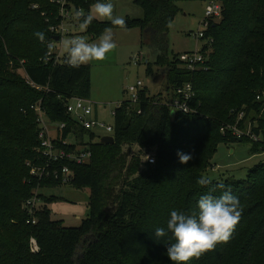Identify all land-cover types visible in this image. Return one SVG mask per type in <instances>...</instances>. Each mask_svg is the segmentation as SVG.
I'll list each match as a JSON object with an SVG mask.
<instances>
[{
  "label": "trees",
  "instance_id": "1",
  "mask_svg": "<svg viewBox=\"0 0 264 264\" xmlns=\"http://www.w3.org/2000/svg\"><path fill=\"white\" fill-rule=\"evenodd\" d=\"M133 1L143 16L126 19L124 28H139L142 44L158 51L146 72L159 70L166 86L157 94L143 86L137 102L116 106L114 143L104 144L93 131L74 126L66 110L74 97L89 100V66L73 68L66 56L57 62L42 59L47 42L54 41L51 26L61 21L60 5L0 0V264H173L166 255L168 237L157 238L154 231H167L173 210L197 211L199 198L210 188H216L215 196L231 189L242 216L229 243L188 264H264V162L244 178L212 180L208 187L197 183L214 167L219 145L238 139L234 125L244 130L251 123L258 129L259 141H241L251 143L252 154L264 152V0H201L219 4L221 16L208 19L203 29L204 62L195 70L179 67L178 57L167 52L166 32L178 12L177 0ZM96 2L71 0L85 15ZM108 28L120 27L94 19L86 33L96 38ZM36 32L45 34V43ZM20 68L25 76L17 72ZM184 82L193 85L195 112L172 113L166 103ZM39 101L48 120L66 123L62 137L73 130L79 139H90L88 161L68 163L69 185L90 190L89 214L77 227L54 220L46 206L35 205L32 212L25 207L29 200H51L40 190L61 185L29 173L27 163L36 159L39 145L31 106ZM241 111L244 118L238 121ZM178 151L193 159L181 164ZM149 153L154 164L145 159ZM32 237L36 251L30 247Z\"/></svg>",
  "mask_w": 264,
  "mask_h": 264
},
{
  "label": "rangeland",
  "instance_id": "2",
  "mask_svg": "<svg viewBox=\"0 0 264 264\" xmlns=\"http://www.w3.org/2000/svg\"><path fill=\"white\" fill-rule=\"evenodd\" d=\"M101 3H112L114 5V16H122L126 19L142 18L143 11L133 0H103ZM95 4V3H93ZM91 4L88 13L91 10ZM178 12L168 25L166 32V48L170 57H177L182 53L198 52L204 41L196 37V33L205 28L203 18L209 3L201 0H177ZM82 12H84L82 10ZM73 13V12H71ZM72 16V14H71ZM73 17V16H72ZM76 22L78 20L74 17ZM99 20V19H97ZM108 21V20H99ZM71 28L72 36H83L90 43H98L101 35L91 38L86 31L81 32L79 27L66 21ZM116 48L109 52L102 61H91L87 64L90 68L91 101L97 110V119L106 124L114 123L113 111L123 100L129 99L126 87L140 80L144 87L150 89L154 94L165 90V80L159 75L161 72H146L147 64L153 62L157 50H153L152 44H142L141 31L139 28H115L111 29ZM71 35L64 39L73 38ZM62 56L65 54L61 50ZM176 64L184 67L178 60ZM154 71L157 69L153 66ZM17 72L25 76L22 68ZM158 75V76H156ZM97 139L111 133L103 129L93 130ZM253 141L250 137H244ZM89 140V136L82 138ZM69 140L74 142V137ZM236 139L229 143L220 144L212 163L214 167L209 170L206 177L211 180L223 181L228 177L244 178L248 171L259 163L264 162V152L252 154L251 143ZM76 141V140H75ZM254 142V141H253ZM78 146V145H77ZM40 193L47 201L37 200L36 205L46 206L54 220H60L67 227H77L89 214L88 201L90 190L86 187H75L71 185H58L45 187Z\"/></svg>",
  "mask_w": 264,
  "mask_h": 264
},
{
  "label": "built area",
  "instance_id": "3",
  "mask_svg": "<svg viewBox=\"0 0 264 264\" xmlns=\"http://www.w3.org/2000/svg\"><path fill=\"white\" fill-rule=\"evenodd\" d=\"M60 5V18L61 21L51 26V31L55 33V37L58 39L53 41L56 45L55 49L49 53L48 58L54 61H60L62 59L61 49L59 47V42L64 39L66 36H72L71 28L67 25L66 21L73 23L75 27H78L79 22L77 23L74 19L75 13L77 11H82V8L79 7L75 11L73 3L71 0H51ZM70 4V8H67V5ZM73 12V13H71ZM72 14V16H71ZM221 16V7L219 4L210 2L207 5L205 10V17L203 22L205 27L208 26V19L220 18ZM197 38L204 36L203 30L198 31L196 34ZM74 37V36H72ZM54 56V57H53ZM178 62L184 65L185 68L190 70L197 69L204 62V55L200 52L192 53H182L178 56ZM33 84V83H32ZM34 85V84H33ZM37 89H40L39 86L35 85ZM143 88V84L138 80L135 84H130L126 87V91L129 94V99L132 102H137L139 97V90ZM172 96L168 103V107L172 110V113L181 112V113H191L195 112L194 107L191 105V101L195 95L194 88L191 82H184L178 86L173 92ZM264 97V93H263ZM31 108L37 114L38 122V140L39 145L37 148V157L31 163H27L29 168V173L32 177L37 180L51 179L57 181L61 185H69L72 180V172L68 163L83 164L91 156L90 150H88V141L79 139L75 132L72 130L67 137H62V131L66 127L65 122H51L48 120L42 106L41 102H37L32 105ZM67 113L74 121V126L77 128H82L84 130L93 131L96 128L103 129L106 132H109L112 135L113 127L112 124H106L94 116V105L91 101L85 98L74 97L69 100L67 107ZM114 114V112H113ZM244 118V112L241 111L237 115V120L242 121ZM233 133L237 138L250 137L253 141H259V136H256L254 133V127L251 123H248L244 130L240 129L237 125L232 126ZM113 136V135H112ZM70 137H74V142L69 140ZM76 140V141H75ZM78 145V146H77ZM145 159L150 163H155V156L152 153L146 155ZM37 200L27 201L26 208L28 206L29 210L32 212L36 205ZM33 223L35 219L31 220ZM30 247L32 251L38 250L37 242L32 237L30 239Z\"/></svg>",
  "mask_w": 264,
  "mask_h": 264
},
{
  "label": "clouds",
  "instance_id": "4",
  "mask_svg": "<svg viewBox=\"0 0 264 264\" xmlns=\"http://www.w3.org/2000/svg\"><path fill=\"white\" fill-rule=\"evenodd\" d=\"M114 5L110 2H96L91 6L87 15L77 11L75 17L79 22L78 27L84 32L92 24L94 19L108 20L113 26L126 27V21L122 16H114ZM41 43L46 38L43 32H36ZM56 45L48 41L44 59ZM59 47L66 56L65 63L73 68L87 65L91 61H102L107 54L116 48L111 28L105 30L98 43H90L83 36H76L71 39H62ZM179 162L187 164L193 157L182 151L177 152ZM197 183L208 187L213 182L208 177H200ZM223 189V185H217ZM216 188H210L209 193L202 195L197 202V211L186 214L173 210L170 219L167 221V231L158 227L154 233L157 238L168 237L166 255L173 264H188L192 259H199L207 252L214 251L218 244H227L238 225L242 208L239 198L233 195L231 189L222 191V194L215 196L212 193ZM169 233L171 234L169 236ZM174 241V242H173Z\"/></svg>",
  "mask_w": 264,
  "mask_h": 264
},
{
  "label": "water",
  "instance_id": "5",
  "mask_svg": "<svg viewBox=\"0 0 264 264\" xmlns=\"http://www.w3.org/2000/svg\"><path fill=\"white\" fill-rule=\"evenodd\" d=\"M55 40L58 39V37H54ZM254 133L256 136H259V130L258 129H254ZM238 139H241V138H238ZM100 141L104 144H112L114 143V137L112 135H105V136H102Z\"/></svg>",
  "mask_w": 264,
  "mask_h": 264
},
{
  "label": "crops",
  "instance_id": "6",
  "mask_svg": "<svg viewBox=\"0 0 264 264\" xmlns=\"http://www.w3.org/2000/svg\"><path fill=\"white\" fill-rule=\"evenodd\" d=\"M96 112H97V110L95 109V107H94V116H96L97 117V114H96Z\"/></svg>",
  "mask_w": 264,
  "mask_h": 264
}]
</instances>
